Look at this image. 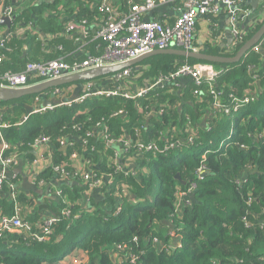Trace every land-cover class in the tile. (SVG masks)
Returning a JSON list of instances; mask_svg holds the SVG:
<instances>
[{
    "label": "trees",
    "instance_id": "trees-1",
    "mask_svg": "<svg viewBox=\"0 0 264 264\" xmlns=\"http://www.w3.org/2000/svg\"><path fill=\"white\" fill-rule=\"evenodd\" d=\"M120 1L119 7L125 12L113 0L111 5L121 16L129 13L131 5L143 2ZM26 3L21 9H16L10 31L28 24L33 29L4 38L0 48V84L4 82L5 75L24 73L30 65L83 60L86 55L80 50L84 45L81 47L75 37L63 34V25L76 20L78 24L90 26L88 41L93 38L96 25L107 17L99 10L100 3L88 9L84 0H68L65 5L59 0L40 6L35 4V0ZM64 17L71 18L65 20ZM254 32L243 35L229 56H234ZM97 41L96 48L101 54L105 44L102 40ZM194 45L197 47L195 40ZM169 48L178 49L176 46ZM201 52L214 53L209 49ZM200 62L205 63L173 55L152 56L132 67L128 79H122L121 83L126 84L123 86L125 90L133 93L129 86L132 82L140 86L145 80L154 83L175 73L183 63ZM260 62L259 53L251 51L237 63L213 64L226 69V73L217 80V87L219 91L223 90L226 103L229 94L239 98L244 96L245 86L251 82L249 73L256 70ZM120 72L93 80L104 78L107 83L100 88L113 90L115 83L112 78ZM73 85L66 84L56 89L62 94ZM169 90L166 83L133 100L124 98L122 94L91 96L82 103L73 102L29 115L26 107L32 108L38 95L0 102V108H7L3 121L8 128L2 131L3 140L8 145L4 158L15 152L31 162L29 145L39 137H46L53 147V163L61 165L68 161L70 151L62 152L60 142L69 138L71 143L78 144L76 140L83 139L91 154L102 164V170L93 174L99 179L102 173L107 174L112 178L113 186H129L134 198L128 202L122 198L121 202L108 196L110 214L94 209L82 212L75 220L58 214L59 222L43 242L17 235H1L0 264H58L75 250L85 253L87 264H264V89L253 102L233 116L215 113L209 128L194 137L192 143L174 145L162 154L140 155L134 170L135 178L122 171L116 172L115 166L109 167L110 157L115 153L112 147L87 135H93L95 127L101 125L114 139L127 133L131 144H134L138 132L142 141L158 142L155 137L160 130L182 126L187 123L189 113H193L189 107V87L183 101L170 97ZM82 94L81 90L79 95ZM64 96L70 97L71 93H64ZM205 100L209 103L211 97L207 95ZM179 102V112L176 108L170 110ZM204 105L205 101L199 107ZM151 109L163 112L155 114L145 124ZM120 110L124 114L113 116ZM24 115L27 119L21 122ZM161 145L158 146L162 148ZM133 154L131 149L125 157L131 158ZM200 168L204 172L202 178L197 173ZM176 175L179 179L175 178ZM52 176L53 171L49 167L40 174L46 182ZM7 189L3 183L1 191ZM180 193H187L191 201L177 208ZM63 197L68 205L76 202L66 192ZM117 208H120L119 212H116ZM76 210L74 205L73 211ZM12 213L13 210L8 216ZM167 222L171 223L174 235L180 236L181 247L169 252L159 251L151 245L152 237L168 243V238H161ZM130 255L137 258L135 263H131Z\"/></svg>",
    "mask_w": 264,
    "mask_h": 264
},
{
    "label": "crops",
    "instance_id": "crops-1",
    "mask_svg": "<svg viewBox=\"0 0 264 264\" xmlns=\"http://www.w3.org/2000/svg\"><path fill=\"white\" fill-rule=\"evenodd\" d=\"M53 1L54 0H35V4L39 6L42 4H52ZM84 1L88 3V9H92L100 2V0ZM154 1L155 7L145 13L142 16V20H154L161 23L170 24L178 17L180 7V3L178 1ZM26 2H29V0H0V6L3 7V5H10L19 10L22 6L27 5ZM59 2H61V4L64 3L65 5L67 4L68 0H59ZM113 2L117 4L118 7L121 4L120 0H113ZM235 2L239 10L235 24L236 28L242 32L243 35L254 31L255 34L264 23V0H235ZM215 4L219 8L216 13L199 16L197 18L194 39L198 50L204 51L209 49L210 51L214 52L211 55L229 56L230 53L232 54L236 49L235 39L232 35L231 27L229 26V19L226 9L221 4ZM59 7L62 6L59 4ZM121 11L125 12L122 9ZM69 18L71 17H64L65 20H68ZM64 26L65 24L63 25V28ZM36 30L38 31L39 28H36ZM18 31L20 32L21 29H18ZM4 33L5 28L1 27L0 35L4 37ZM260 43L262 44V54L260 51L257 53L260 55L261 62L259 63V66L256 70L252 69L249 73L251 74V82L246 84V91L244 92V96H247L251 99H256L264 89V84H262L264 82V39H262L259 44ZM97 44V40L89 39L84 44L81 50L82 53L85 55L98 56L100 54V50L96 48ZM217 68L222 70L225 69V67L220 66ZM166 82L170 88L169 96L179 98L180 101H183L187 98L185 91L189 87V107L193 110V113H189L187 117V123L183 124L182 126L171 127L172 129L167 128L166 130H160L155 137V140L158 142L155 141L153 143L157 145L162 144L163 146L169 145L170 147L178 144H187L200 132L207 130L211 120L214 117L211 100L209 103H207L205 100L207 95L210 98L208 88L205 85L197 87L189 78L177 77ZM86 83L87 82H83L82 85L84 86ZM106 83L107 80L103 78L99 84H92V87L98 90L101 86L106 85ZM217 84L218 82L216 83V90H218L220 94L219 98L224 101V96L222 95L223 90L219 91ZM125 85L126 84L115 83V89L117 87L123 88ZM129 86H131V90L134 93L148 87H151L150 89H153L157 86L163 87L164 84L162 83V85L156 86L149 80H145L142 86L137 85L134 82H132V84ZM78 87L79 86L77 84H74L72 89L67 88L64 93L68 92L74 94L75 89H78ZM123 89L125 90V88ZM47 90L38 95L37 99L35 100L36 104L31 108V110H40L43 103L50 102L53 104L54 101L57 100V96L53 95L52 90ZM73 94H71V98H74ZM58 101L61 102L63 100L58 99ZM204 101L205 105L199 107V104ZM171 109H175L179 112L181 109V103L179 102L174 107H170V110ZM6 112L7 108H0V153L2 154L8 148V145L2 137V131L8 128L6 125L7 123L3 121V115ZM162 112V110L155 112L154 109H151V111L147 113L144 123L147 124L149 120L155 116V114H160ZM24 120H26V115H24L20 121L24 122ZM105 136L106 134L104 133V129L99 127L94 129L93 135L90 138H95V141H105V143H108V145L112 147L113 151L116 152L117 155L114 165L118 166L123 173L128 174L136 170L137 158L140 155L133 154L131 158L125 157L126 153H123V144L121 143V140L119 141L120 138H112V141H109V137L105 138ZM136 136L141 139L138 132H136ZM40 138L42 137L35 139L33 143L29 145L28 155L30 154L31 162L27 161L24 156L22 157V154L15 152L13 153L18 155V162L13 167H8L5 169L4 176L6 178V187L8 189L7 191H1L0 189V217L3 215L8 216V214L13 210V193L16 196V200L20 202V211L23 219L29 222L33 227L41 225V222L45 221L46 219L58 216V214L67 218L68 220H75L79 218L82 212H89L94 209L110 214L111 207L107 201L108 196H112L115 201L120 199L121 202L123 199L127 202L134 199L132 193L129 191V186H126L128 188L127 193L116 194L114 188L110 186V184L113 182L112 178L104 173H102V177L100 178L99 184L96 188L92 190L85 188V185L82 181L83 175L86 173L91 175L97 171L100 172L102 170V164L100 165L101 161H97L95 155L91 154V150L87 148V142L79 138L76 140L78 144L71 143L69 138L60 142V150L62 152H66L68 150L70 151L69 159L67 162L61 163L60 167L62 172L56 174L51 168L54 176L49 178V180L46 182L40 178V174L46 168H50V166L54 164L53 147L50 142L48 145H44L37 141ZM121 139L124 141H129V135L124 133L122 134ZM135 176L136 173L134 171L133 178H135ZM237 183L239 182L237 181ZM64 192L68 193L69 197L72 196L76 202L72 203L71 205L66 204L63 197ZM184 197L188 200V202L191 201L189 199V195L182 196L178 202V208L183 206L185 202ZM61 204L64 205L61 206ZM74 205L77 206L76 211H73ZM66 211L71 213L70 218L63 216ZM164 224L165 233L163 236H161V238H168L169 241L166 243V241L162 240L163 242L161 241V243L169 245L170 247H174L177 244V238L174 237V231L171 223L167 222ZM82 263L87 264V258L84 259ZM58 264L62 263L59 261Z\"/></svg>",
    "mask_w": 264,
    "mask_h": 264
},
{
    "label": "built area",
    "instance_id": "built-area-1",
    "mask_svg": "<svg viewBox=\"0 0 264 264\" xmlns=\"http://www.w3.org/2000/svg\"><path fill=\"white\" fill-rule=\"evenodd\" d=\"M178 1L180 3L178 17L170 24L161 23L158 21H144L142 16L155 7L154 0H143L140 4L131 5L129 13L121 16L120 13H117L116 10L111 5V0H100L99 10L105 14L107 17L105 21L96 25V28L93 32L92 40H102L105 44L103 52L98 56L86 55L83 60L74 61L68 63L65 61H48L44 64H34L27 67L26 71L21 74H7L3 77L4 82L0 84V89H26L44 82L53 81L65 76L75 75L80 73H85L93 69H99L104 67H113L123 65L130 61H133L145 54H148L155 50L169 49L171 46H176L178 49H183L190 52H199L198 48L194 45V36H195V27L196 20L199 16H204L208 14L216 13L219 8L217 4H221L228 14L229 26L231 27L232 35L235 39V45L243 37V33L240 32L235 24L237 21L238 8L235 0H172ZM16 8L10 5L0 6V15L12 19L15 18ZM90 26H84L78 24L76 20H70L65 23L62 31L63 34L69 35L70 37H75L76 40L80 43V46L85 44L88 36V28ZM15 31H9L7 35L0 36V48L3 47V41L5 37L9 35H20L25 31H31L33 29L31 24L24 26V28L17 27ZM18 29H21L19 32ZM13 32V33H11ZM245 36V34H244ZM262 46V44H259ZM254 52L259 50L255 48ZM80 53L82 51L80 50ZM1 61V57H0ZM130 69H124L117 75L113 76V81L116 84H121V80L129 76ZM226 73L225 69H218L211 63H196V64H187L183 63L175 73L171 74L167 78H160L157 80L154 85H162V83H167L166 81L173 80L177 77L189 78L193 83L199 87L205 85L208 88L209 96L212 100L213 113H222L225 116H233L237 114L240 109L249 105L254 99H251L247 96L241 98L229 94L228 102L221 100L219 98L220 94L216 90L217 80ZM256 77V76H254ZM124 88V87H123ZM121 87H117L113 90L108 89H94L92 84L87 82L83 87V94L79 95L78 98L74 101L76 103H82L87 97L91 96H115L120 95L126 99L133 100L137 97H142L147 94L151 87L130 93L127 90H124ZM53 95L60 96L61 93L58 89H53ZM42 111L40 110H35ZM124 114L122 110L118 111L113 116ZM8 126V124H6ZM102 127L97 125L95 128ZM104 133L106 134L105 138L109 137V141H112L111 135L107 133L106 128ZM91 135L92 133H88ZM121 143L123 144V153L129 152L133 149V153L137 155H144L146 153H159L162 154L172 147L169 145H164L160 148L157 144L153 142H144L137 137L134 144H131L129 141H124L121 138ZM40 143L48 145L50 140L46 137H42L39 140ZM105 142V141H104ZM107 142V141H106ZM192 143V140L189 141ZM108 144V143H107ZM112 144V143H111ZM112 158V163L109 161L108 165L115 166V160L117 158L116 152ZM109 158V159H110ZM18 162V155L13 154L12 156L3 157V154L0 153V189L2 188L3 183H6V178L4 176L5 169L8 167H13ZM116 167V172H120L121 169L118 166ZM50 168L58 174L62 172L60 165L52 164ZM134 171L128 173L133 176ZM198 175L202 178L203 171L198 169ZM127 175V174H126ZM83 184L88 190H92L97 187L99 184V178L94 174L88 175L87 173L83 175ZM114 188L116 194H125L128 192V186L116 185L113 186V182L110 184ZM185 193H180V197L184 196ZM12 199L14 202L13 213L10 216H1L0 217V236H22L24 239H29L30 241L43 242L46 240L53 231V226L59 222L60 218L55 216L53 218L46 219L41 222V225L33 227L29 222L23 219L20 211V202L16 200V196L13 193ZM178 208V207H177ZM118 209L117 212H119ZM177 209L175 210V212ZM63 216L69 217L71 213L66 211ZM178 240L180 236L174 235ZM153 241V240H152ZM153 242H158L160 247L167 250L169 245L160 243L157 238ZM157 245L156 243H154ZM70 255L63 259L65 264H82L83 260L86 259V255L82 251L73 252ZM136 257L130 255L131 263H135Z\"/></svg>",
    "mask_w": 264,
    "mask_h": 264
},
{
    "label": "water",
    "instance_id": "water-1",
    "mask_svg": "<svg viewBox=\"0 0 264 264\" xmlns=\"http://www.w3.org/2000/svg\"><path fill=\"white\" fill-rule=\"evenodd\" d=\"M14 17L12 19L7 18L5 16L0 15V27L5 28V35H7L10 31L12 22L14 21ZM264 39V23L263 25L257 30V32L243 45L238 49L234 56H214L204 52H190L185 51L183 49H163V50H155L148 54H145L133 61L125 63L119 66L113 67H104L99 69H93L91 71L65 76L53 81L44 82L26 89H18V90H11V89H0V102H10L14 100H18L20 98L31 96V95H39L43 91L47 89H54L56 87H60L62 85H70V84H77L79 87L75 89L73 97L71 99H65L61 102L54 101V103L45 102L43 103L41 110L52 109L53 107H58L61 105H66L68 102H74L78 96L79 92L82 90V83L93 80L98 77L108 76L110 74L117 73L124 69H131L135 65L141 63L145 59L156 56V55H173L176 57H181L185 59H195L198 61H203L206 63L216 64V65H227V64H234L239 62L241 59L246 57L251 51L257 48L260 53L262 54V46L258 45L259 42ZM164 85L166 83H163ZM28 115L31 113H36V111H32L31 107H26ZM32 111V112H31ZM27 119V116H26ZM25 121V120H24ZM176 179H179V176H175Z\"/></svg>",
    "mask_w": 264,
    "mask_h": 264
},
{
    "label": "rangeland",
    "instance_id": "rangeland-1",
    "mask_svg": "<svg viewBox=\"0 0 264 264\" xmlns=\"http://www.w3.org/2000/svg\"><path fill=\"white\" fill-rule=\"evenodd\" d=\"M130 74V73H129ZM127 77H129V76H127ZM128 79V78H127ZM101 80H103V79H100V80H93V81H89L91 84H99L100 83V81ZM74 86V85H73ZM73 86L71 87V89L73 88ZM64 92L65 91H62V94L60 95V96H57V100L56 101H58V99H62V100H65V99H71V97H65L64 96ZM71 94H73V93H71ZM63 95V96H62ZM65 97V98H64ZM71 103H73V102H68L67 104H71ZM74 103H76V102H74ZM204 158V157H203ZM185 195H188L187 193H185ZM156 238V236H153L152 237V240L154 241V239ZM158 239V241L161 243V240L159 239V238H157ZM180 240V239H179ZM179 240L177 239V244L174 246V247H169V249H167V250H165V249H163L162 247H160L159 245H161V244H159L158 242H151V245L152 246H154V247H157V249L160 251V250H164V251H166V252H169V251H171V250H173V249H176V248H180L181 247V245H180V242H179ZM154 243H156L157 245H155ZM77 251H81V250H75V251H73V252H77ZM72 252V253H73ZM83 252V251H82ZM72 255H69V257H71ZM132 256H134V255H132ZM60 262L62 263V264H64V261H63V259L62 260H60Z\"/></svg>",
    "mask_w": 264,
    "mask_h": 264
},
{
    "label": "flooded vegetation",
    "instance_id": "flooded-vegetation-1",
    "mask_svg": "<svg viewBox=\"0 0 264 264\" xmlns=\"http://www.w3.org/2000/svg\"><path fill=\"white\" fill-rule=\"evenodd\" d=\"M184 199H185V202L184 203H187L188 202V200L184 197ZM174 231V230H173ZM175 233V232H174Z\"/></svg>",
    "mask_w": 264,
    "mask_h": 264
}]
</instances>
